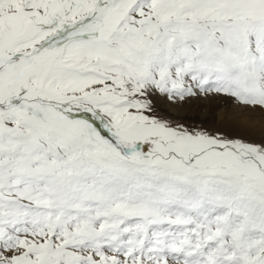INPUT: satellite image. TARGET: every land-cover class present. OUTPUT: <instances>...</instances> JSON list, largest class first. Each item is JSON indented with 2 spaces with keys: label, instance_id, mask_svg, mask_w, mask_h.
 I'll return each instance as SVG.
<instances>
[{
  "label": "snow or ice",
  "instance_id": "snow-or-ice-1",
  "mask_svg": "<svg viewBox=\"0 0 264 264\" xmlns=\"http://www.w3.org/2000/svg\"><path fill=\"white\" fill-rule=\"evenodd\" d=\"M0 264H264V0H0Z\"/></svg>",
  "mask_w": 264,
  "mask_h": 264
},
{
  "label": "rangeland",
  "instance_id": "rangeland-1",
  "mask_svg": "<svg viewBox=\"0 0 264 264\" xmlns=\"http://www.w3.org/2000/svg\"><path fill=\"white\" fill-rule=\"evenodd\" d=\"M168 118L189 126H220L233 119L231 110L215 98L193 99L177 107H167Z\"/></svg>",
  "mask_w": 264,
  "mask_h": 264
}]
</instances>
